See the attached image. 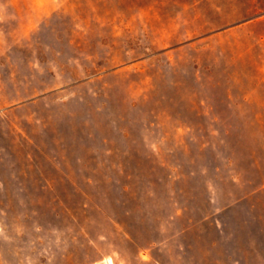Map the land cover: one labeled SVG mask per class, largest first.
I'll list each match as a JSON object with an SVG mask.
<instances>
[{"label": "rangeland", "instance_id": "rangeland-1", "mask_svg": "<svg viewBox=\"0 0 264 264\" xmlns=\"http://www.w3.org/2000/svg\"><path fill=\"white\" fill-rule=\"evenodd\" d=\"M229 203L173 247L264 264V0H0V264H152L120 226Z\"/></svg>", "mask_w": 264, "mask_h": 264}, {"label": "crops", "instance_id": "crops-1", "mask_svg": "<svg viewBox=\"0 0 264 264\" xmlns=\"http://www.w3.org/2000/svg\"><path fill=\"white\" fill-rule=\"evenodd\" d=\"M234 203H229L212 212L211 215L204 216L200 219H187L185 225L182 226L176 233L169 231V233L162 234V230L172 229L174 221H177L181 216V210L175 214L172 212H164L159 215L158 225L156 224L157 233L147 245H139L133 233H131L125 226H120V236L125 241L128 248H115V255L118 258H124L129 254L134 258H139L141 261H150L152 264H165L168 261L176 260L180 264H189L195 261L198 264L199 258H203L204 253L199 242L195 246L189 247L181 242L175 248L173 247L172 238L174 236H184L189 230L204 226L206 223L213 225L214 240L212 241L213 249L220 246L225 247L227 251L231 250L239 231L225 224L221 218V213L231 211ZM150 227L153 226V220L149 219L147 222ZM247 239L250 241L249 245H253V250L260 252V245L264 243V227L258 226L256 229L241 230ZM193 250V251H192ZM250 250V246L248 247ZM190 251V253H189ZM189 253V254H188ZM114 256V254H113ZM189 256V257H188Z\"/></svg>", "mask_w": 264, "mask_h": 264}, {"label": "built area", "instance_id": "built-area-1", "mask_svg": "<svg viewBox=\"0 0 264 264\" xmlns=\"http://www.w3.org/2000/svg\"><path fill=\"white\" fill-rule=\"evenodd\" d=\"M105 264H109V263H105Z\"/></svg>", "mask_w": 264, "mask_h": 264}]
</instances>
